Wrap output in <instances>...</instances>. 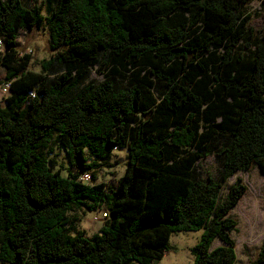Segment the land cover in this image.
I'll use <instances>...</instances> for the list:
<instances>
[{
    "label": "trees",
    "instance_id": "1",
    "mask_svg": "<svg viewBox=\"0 0 264 264\" xmlns=\"http://www.w3.org/2000/svg\"><path fill=\"white\" fill-rule=\"evenodd\" d=\"M250 1L57 0L45 17L38 0H0L1 264H156L181 232H202L193 264H238L229 215L247 188L221 193L254 165L264 176V36ZM43 29L54 55L34 71L18 40ZM53 142L67 174L44 153ZM119 149L116 185L82 180ZM212 155L220 171L204 178ZM102 208L98 233L75 231L71 213Z\"/></svg>",
    "mask_w": 264,
    "mask_h": 264
},
{
    "label": "rangeland",
    "instance_id": "2",
    "mask_svg": "<svg viewBox=\"0 0 264 264\" xmlns=\"http://www.w3.org/2000/svg\"><path fill=\"white\" fill-rule=\"evenodd\" d=\"M38 2L42 6L43 15L47 17L55 7L57 0H38ZM25 4L29 5L28 0H25ZM245 8L246 12L252 16V24L256 30L260 31V37L264 36V0H251ZM18 45L21 54L31 55V69L34 71H40L42 61L49 60L54 55V51L50 47L47 29L22 31ZM95 72L92 74V79H101L102 77L96 76ZM0 75L4 78V70H0ZM44 153L50 160L52 170L59 169L63 174H67L68 160L64 150L57 142L51 143L49 149L44 150ZM127 163V152L119 149L115 151L109 161L102 163L97 171V180L95 182L90 180L87 183L116 185L124 174ZM199 169L204 178L216 176L220 171L214 155L203 159L199 163ZM73 172L77 173L75 169ZM237 180L242 181L247 191L229 215L237 222V227L231 236L236 242L238 264H254L259 259L264 247V176L259 173L256 165L248 171L238 172L224 186L221 193L222 200L226 198L230 187ZM104 212H106L104 208L94 212L76 211L70 214V222L74 224L75 231H85L87 235L93 236L100 231L103 225V220L95 221V217H101ZM201 234L202 232H181L173 235L170 251L162 261L156 264H193L192 249L198 243ZM222 245L221 242L215 243V246Z\"/></svg>",
    "mask_w": 264,
    "mask_h": 264
},
{
    "label": "built area",
    "instance_id": "3",
    "mask_svg": "<svg viewBox=\"0 0 264 264\" xmlns=\"http://www.w3.org/2000/svg\"><path fill=\"white\" fill-rule=\"evenodd\" d=\"M2 48H3V43L0 41V49H2ZM9 92H10V86L7 84L0 91V95H1L0 103L4 100V98H6L9 95ZM82 180L85 182H88V181H90V176L88 174H86L82 177ZM106 218H107V214L103 213L101 217L96 216L95 221H101V220H104Z\"/></svg>",
    "mask_w": 264,
    "mask_h": 264
}]
</instances>
